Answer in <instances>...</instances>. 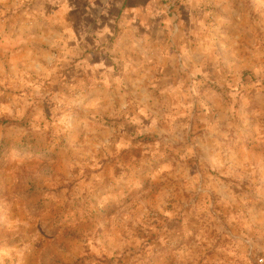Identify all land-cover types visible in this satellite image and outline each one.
Returning a JSON list of instances; mask_svg holds the SVG:
<instances>
[{
	"label": "rangeland",
	"instance_id": "374dc122",
	"mask_svg": "<svg viewBox=\"0 0 264 264\" xmlns=\"http://www.w3.org/2000/svg\"><path fill=\"white\" fill-rule=\"evenodd\" d=\"M95 8L0 0V264H264V0Z\"/></svg>",
	"mask_w": 264,
	"mask_h": 264
},
{
	"label": "crops",
	"instance_id": "0c3cea01",
	"mask_svg": "<svg viewBox=\"0 0 264 264\" xmlns=\"http://www.w3.org/2000/svg\"><path fill=\"white\" fill-rule=\"evenodd\" d=\"M78 4L81 5H94L95 13H97L98 20H105L110 22L108 25L109 28L113 29L115 23L117 21L123 22H135L142 20L144 17L149 16L150 6L153 3H160V0H77ZM88 14H91L90 12ZM145 15V16H144ZM94 18V19H95ZM131 29L135 30V32L126 34V36L130 39L127 40V44L116 45L115 53H117V60L126 70H130L135 75H132L131 83L134 84V80L137 77H146L143 73L144 69L148 68H156L161 67L164 68H174V50L169 48L168 46L158 47L157 52H151L144 44V38L147 37L146 32L141 30V34L137 31L136 24H132ZM100 34V41L103 40L104 35ZM105 35L110 37L112 32L105 31ZM141 38V43L137 40ZM151 62H153V66H151ZM142 79V83H143ZM139 83L141 81H138ZM139 86L133 91L138 93Z\"/></svg>",
	"mask_w": 264,
	"mask_h": 264
}]
</instances>
